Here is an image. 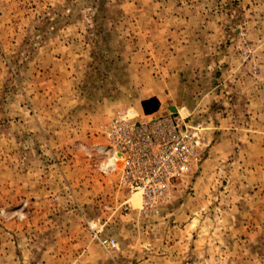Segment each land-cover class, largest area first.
<instances>
[{
    "label": "rangeland",
    "instance_id": "rangeland-1",
    "mask_svg": "<svg viewBox=\"0 0 264 264\" xmlns=\"http://www.w3.org/2000/svg\"><path fill=\"white\" fill-rule=\"evenodd\" d=\"M122 111L200 131L197 160L147 209L118 172L94 171L101 126ZM30 167L47 174L51 214L47 195L30 198ZM93 180L94 197H67ZM45 253L264 264V0H0V264Z\"/></svg>",
    "mask_w": 264,
    "mask_h": 264
},
{
    "label": "built area",
    "instance_id": "built-area-1",
    "mask_svg": "<svg viewBox=\"0 0 264 264\" xmlns=\"http://www.w3.org/2000/svg\"><path fill=\"white\" fill-rule=\"evenodd\" d=\"M101 132L105 142L96 151L104 157V167L118 172V186L140 196L144 209L168 199L173 183L198 158L200 131L173 114L146 119L122 111L101 126ZM99 242L104 247L115 245L111 238Z\"/></svg>",
    "mask_w": 264,
    "mask_h": 264
},
{
    "label": "crops",
    "instance_id": "crops-1",
    "mask_svg": "<svg viewBox=\"0 0 264 264\" xmlns=\"http://www.w3.org/2000/svg\"><path fill=\"white\" fill-rule=\"evenodd\" d=\"M35 161V164H37V166L39 165L40 166V162L38 161V160H34ZM98 163V162H97ZM97 163H95V167H94V171H95V173L98 171V172H100V170H102V172H104V173H106V168L103 166H101V165H97ZM98 167H100V170H99V168ZM40 170V169H39ZM42 171L40 170V172H39V175L37 174V172L35 173V171H34V169H32L31 167L28 169V172L24 175V177H25V182H28V185H27V187H29V192H30V198L32 199V197L34 196V197H36L35 195H38V193H41V194H43L44 196H46L47 195V199H46V204L45 205H43L42 206V208L40 209V212L41 213H49V214H51V212H52V210H51V208L52 207H50V205H49V202H50V199H49V197H50V195H51V193L49 192V190L47 189V184H45V183H47L48 182V180H47V174L45 175L43 172L41 173ZM101 174V173H100ZM108 174V173H107ZM100 176V175H99ZM67 177V176H66ZM94 177V176H93ZM105 177V176H104ZM94 179V178H93ZM74 187V188H73ZM72 187V192H71V194L70 195H67V197L69 198V199H73V198H75V200L77 201V197H81V196H91V197H94V195H95V193L97 192V181H95V180H93V184L92 185H89V187H87V186H85L84 188H83V190L81 189V187L79 186V185H74ZM32 191H35V192H32ZM50 191H51V189H50ZM58 191H60V192H62L63 190H59L58 188H57V190L56 191H54V194H56L57 195V198H58V201L60 202V203H62V201H63V196H61V194H59V192ZM31 193H34V195H32ZM53 194V193H52ZM60 195V196H59ZM67 198V199H68ZM133 199H135L134 197H132V198H130V200H133ZM67 201H69V200H67ZM46 207V208H45ZM53 209V208H52ZM56 211H57V213H62V214H65V215H70V212H71V214H72V212H75L74 210L73 211H70L69 210V208H68V205H58L56 208ZM54 210V209H53ZM65 211H67V213L65 212ZM69 212V213H68ZM77 212V211H76ZM75 212V213H76ZM78 214V213H77ZM73 215V214H72ZM72 215H70V216H72ZM64 217H66V216H64ZM71 221H69V220H67L66 221V224L67 223H69L70 225H73L74 226V229H80L79 228V223H77V221L78 222H81L82 220H83V218L81 217V219H80V215H77V218L76 219H73V216H72V219H70ZM76 220V221H75ZM105 223V222H104ZM76 224V225H75ZM78 236V235H77ZM25 257H27V256H25ZM31 257V256H30ZM45 257H54L55 258V255H50V256H48V254H42L41 256H39V260L38 261H41L40 263H38V264H42V261H44L45 260ZM8 259H10V257H8ZM13 260H15L16 261V259L17 258H12ZM25 259V258H24Z\"/></svg>",
    "mask_w": 264,
    "mask_h": 264
},
{
    "label": "water",
    "instance_id": "water-1",
    "mask_svg": "<svg viewBox=\"0 0 264 264\" xmlns=\"http://www.w3.org/2000/svg\"><path fill=\"white\" fill-rule=\"evenodd\" d=\"M172 111H173V112H176V109L173 107V108H172Z\"/></svg>",
    "mask_w": 264,
    "mask_h": 264
}]
</instances>
